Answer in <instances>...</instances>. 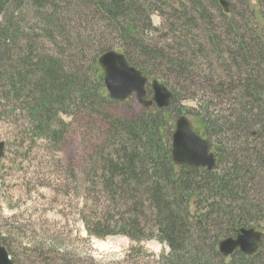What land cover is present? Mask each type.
<instances>
[{"label": "trees", "instance_id": "trees-1", "mask_svg": "<svg viewBox=\"0 0 264 264\" xmlns=\"http://www.w3.org/2000/svg\"><path fill=\"white\" fill-rule=\"evenodd\" d=\"M57 1L0 0L2 98H12L22 103L35 138L54 144L61 140L56 129L64 125L58 116L81 107H85L88 114H102V107L104 110L116 104L109 99L103 87L102 73L98 66L92 68L97 72V86L90 87L84 77L67 72L58 58L40 51V46L43 47L41 43L25 32L26 27L14 14L16 10L30 9L36 14L40 25L44 23L40 29L41 36L51 37L54 43H58L55 38L57 36L71 42V36L75 38L76 32L71 28L67 15L69 12L75 13L77 4L83 0H69V7L65 11L60 7L64 0ZM207 1L213 6H221L220 0ZM238 1L248 3L247 0ZM88 2L94 8L91 14L93 21L100 16L115 27L125 47L123 52H118L123 53L130 65L142 70L148 77L152 68L164 67L192 87H214L217 92L225 90L227 86L236 87L241 111L236 117L237 126L231 127L237 133L234 135L236 147L243 153V157L229 162V150L221 142L222 139L213 147L211 144L210 136L218 134L223 128L220 120L201 117L204 123L203 135L210 139L208 141L217 158L216 170L210 172L202 168L176 166L172 159V135L174 116H179L180 111L172 110L175 96L171 108L167 110L153 107L144 109L132 120L118 118L109 125L104 143H100L95 177L100 176L106 192H111L114 197L120 196L122 206L130 211V218L115 225L114 231L90 226L88 229L98 238L123 235L132 240H140L133 233L141 226V211L144 218L149 217L152 221V237L171 249L164 264H213L209 257L212 254L217 256L215 260L219 258V264H264V239L258 253L252 257L237 251L225 258L218 251L221 239L234 236L238 229L247 228L251 223L264 218L262 198L251 199L248 193H264V180L262 183H259L260 180L255 182L257 176L254 174L256 167L264 170V155L257 146L249 150L250 144H242L244 138L245 143L247 139L257 143L264 136V5L262 11L257 13V27L260 31L253 32L252 44L244 41L246 34L244 36L237 32L234 19L228 24L229 35L238 38V53L235 56L243 62L245 71L239 79L227 81L236 65L225 64L228 67L227 77H217L210 70L212 66L208 71H202L194 63H189L188 55L181 52L185 49L192 53V60L201 62L199 56L203 54L202 49L193 50L190 46H183V42L187 41L178 37L179 41L172 47H153L143 40L146 35L141 34L156 30L151 27L149 17L164 8L179 13V20L186 26L191 27L198 20L207 19L202 0H191L199 17L197 20L188 17L183 6L174 0H150L147 9L139 5L138 0H85V3ZM49 5L51 12L46 10ZM251 8L255 12V7ZM221 15L230 22L229 14L223 12ZM254 27V24L250 25V28ZM176 28L179 26L173 27L172 31ZM31 31L35 29L31 28ZM207 40L208 43H214L215 38L209 35ZM194 45L199 46L197 42ZM108 51L111 50L99 47L96 60ZM207 114L211 115L208 111ZM105 119H110V116H105ZM252 125L259 129L251 131ZM222 164L224 168L219 173L218 168ZM119 210L124 212L122 207ZM226 259L230 260L227 262Z\"/></svg>", "mask_w": 264, "mask_h": 264}, {"label": "rangeland", "instance_id": "rangeland-1", "mask_svg": "<svg viewBox=\"0 0 264 264\" xmlns=\"http://www.w3.org/2000/svg\"><path fill=\"white\" fill-rule=\"evenodd\" d=\"M138 1L145 9L149 7L150 0ZM176 1L183 6L188 17L196 20L199 18L191 0H174ZM202 1L207 19L203 21L200 19L191 27L186 26L179 20L177 16L179 13L171 8H164L150 15L151 27L156 30L142 32L141 34L146 35V39L143 40L153 47L158 46L162 49L172 47L179 41L178 38L186 40L183 46L203 51L199 56L201 62H197L190 58L191 52L181 50L188 55L189 63H194L202 71H208L212 66L210 70L217 77H227V65H236L227 81L237 80L243 75L245 67L235 56L238 53L236 52L238 38L229 35L228 24L234 19L233 23L238 27L237 32L244 36L246 34L244 41L246 44H252L253 32L260 31L257 27L259 23L257 13L262 11L264 0H247L246 4L238 0H227L230 22L221 15L224 12L221 4L218 7L207 0ZM68 2L69 0H64V4L60 6L62 11L68 9ZM44 4L47 6V3ZM77 5V11L75 13L73 11L72 14L69 12L67 15L71 28L77 34L75 38L71 36L73 38L71 42L63 41L57 36L55 38L58 39V43H54L51 37L41 36L40 29L44 23L40 25L36 14L30 9L16 10L14 14L26 27L25 32L41 43L43 47L40 46V51L58 58L63 62L67 72L84 77L90 87H96L97 72L95 73L92 68L98 66L99 58L96 60L98 48L123 52L125 47L113 25L106 23L100 16L93 21L91 18L93 5L85 3V0ZM252 6L255 7V12ZM50 7L49 5L46 8L47 12H51ZM258 19L261 21L259 14ZM253 24L255 27L250 28ZM178 26L179 28L172 31L173 27ZM31 28L35 31L30 32ZM209 35L214 36V43H208ZM195 42L199 44L198 47L194 45ZM239 67H242L240 71ZM149 77L150 80H158L172 90L175 95L172 110L180 111L179 116H188L194 128L202 135L204 123L201 117L218 118L223 128L220 130L221 133L219 131L218 134L210 136L212 147L222 139L221 142L229 150L228 155L231 157L228 159L229 162L243 157V153L236 147L237 140L234 135L237 133L231 127L237 126L236 117L241 111L236 87L227 86V91L225 89L220 92L214 91V87H192L164 67L152 68ZM103 87L105 88L104 82ZM1 93L0 90V142L6 144V151L0 162V246L6 248L13 263L164 264L171 249L152 237L150 234L152 221L149 217L144 218L141 211L139 212L141 226L133 233L138 235L140 240H132L123 235L98 238L88 229L90 226L114 231L117 225L122 224L123 219L130 218V211L122 206L120 196L114 197L111 192H106L100 176L95 177L98 168L97 154L100 151V143L102 141L104 143L106 131L110 129L109 125L118 118L124 120L136 118L144 110V105L137 98H132L126 103H116L104 110L102 107V114L98 112L88 114L85 107L68 110L66 115L58 116L64 125L56 129L61 140L54 144L36 139L22 103H17L12 98L3 99ZM149 97L151 95H148ZM207 111L211 113L210 116ZM105 116H110V119L106 120ZM179 116H174V122ZM250 127L251 131L259 129L255 125ZM242 144H250L249 150L257 146L264 155V136L257 140V143L252 139H247L245 143L244 138ZM222 168L223 164L218 168L219 173ZM254 170L257 176L255 182L260 180L259 183H262L264 170L261 167ZM248 193L251 199L261 197L264 209V193L250 191ZM121 207L124 212L119 210ZM145 212L144 208L143 213ZM107 217L115 218L106 220ZM248 228L264 232V218L251 223ZM209 257L213 264L221 263L219 258V261L214 259L217 258L214 254ZM229 260L226 259L227 262Z\"/></svg>", "mask_w": 264, "mask_h": 264}, {"label": "water", "instance_id": "water-1", "mask_svg": "<svg viewBox=\"0 0 264 264\" xmlns=\"http://www.w3.org/2000/svg\"><path fill=\"white\" fill-rule=\"evenodd\" d=\"M224 11L229 13V4L222 0ZM103 70L104 85L112 101L126 103L136 97L145 108L156 106L167 109L171 105L173 92L164 84L153 80L151 88L153 96L147 99L146 86L148 78L136 67L131 66L126 57L116 51H108L98 59ZM6 144L0 142V161L5 155ZM210 145L196 132L189 118L181 116L176 122L172 137V159L178 167L206 168L214 171L217 167L214 153ZM264 233L255 228H240L235 237L219 241L218 250L223 257H230L240 251L248 257L258 253ZM0 264H14L5 247L0 246Z\"/></svg>", "mask_w": 264, "mask_h": 264}]
</instances>
